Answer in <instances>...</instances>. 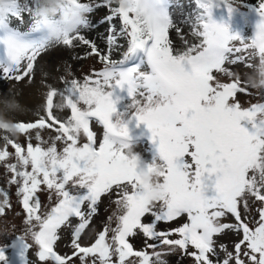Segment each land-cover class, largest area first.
Instances as JSON below:
<instances>
[{
    "label": "snow or ice",
    "instance_id": "obj_1",
    "mask_svg": "<svg viewBox=\"0 0 264 264\" xmlns=\"http://www.w3.org/2000/svg\"><path fill=\"white\" fill-rule=\"evenodd\" d=\"M65 2L85 13L94 11L84 0ZM112 2L102 0L108 6ZM117 3L100 21L109 24L105 52L80 34L82 27H89L87 19L77 31H65L62 39L55 38L69 47L82 43L89 55L97 56L104 65L83 83L76 79L66 82L59 92L63 102L55 107L70 109V116L61 120L55 115L53 98L58 93L52 89L39 119L15 123L19 134L28 136L29 141L35 130V139L41 143L33 146L29 142L25 149L3 137L0 162L11 173L9 184L17 185L28 227L10 244L0 245V264H31L28 252L33 244L28 243V237L38 246V260L45 264H74V257L80 264H133L132 257L138 264H166L162 253L150 255L134 249L129 238L138 234L154 241L149 248L166 245L182 250L193 264H220L213 259L218 257L215 238L226 231L241 235V239L234 245L235 254L219 245L225 253L222 264H264V103L241 107L236 98L246 94L247 88L225 67L226 62L242 61V56L229 57L248 48H255L264 61V44L256 48L255 37L231 32L225 23L212 18L214 6L223 3L231 14L240 0H195L199 12L193 35L200 42L175 53L169 39L172 0ZM23 11L32 14L30 32L10 27V18L22 21ZM255 12L264 22V0H259ZM47 23L31 8L22 7L20 0H0V75L12 78L15 73L18 81L31 76L37 58L53 43L44 29ZM31 33H40V37L32 39ZM122 37L127 38V49L122 59L113 60L111 51L120 46ZM236 41L241 47L232 46ZM144 65L150 70H142ZM217 73L232 77L231 82H220ZM118 93H126L128 100L123 111L117 108L122 99ZM81 103L86 107L81 108ZM93 120L103 126L98 146L90 128ZM133 121L137 127L146 125L151 133L155 146L151 163H142L133 151L136 140L129 128ZM45 129L56 133L47 148L41 146L40 132ZM81 136L87 142L81 144ZM56 141L63 142L62 151L57 150ZM9 145L15 150L14 164L7 162L13 155L7 150ZM145 171L159 177L155 198L143 181ZM41 191L49 192V200L53 193L56 197L55 205L44 213L40 211ZM105 195L116 197V227L105 226L94 242L82 246L81 234ZM0 196L3 215L10 201L7 191L0 190ZM250 199L261 204L255 227L242 215L249 210ZM229 214L236 223L221 222ZM146 215L152 217L149 222L143 221ZM185 215L187 222L182 225L157 230L160 223H172ZM71 218L79 220L71 231L72 253L61 255L54 246L59 230L71 225ZM173 235L179 238L172 239Z\"/></svg>",
    "mask_w": 264,
    "mask_h": 264
},
{
    "label": "rangeland",
    "instance_id": "obj_2",
    "mask_svg": "<svg viewBox=\"0 0 264 264\" xmlns=\"http://www.w3.org/2000/svg\"><path fill=\"white\" fill-rule=\"evenodd\" d=\"M90 0H84V2ZM255 0H240L241 11H245L248 6H251ZM98 4H95L94 11L91 13H85L86 19L89 21V27L81 28L80 34L84 35L86 38L94 42L98 48L105 52L107 46V36L109 24L107 22H100L106 14H110L106 5L101 4L97 8ZM199 12L198 6L195 4V0H172V5L170 7V15L173 19V27L169 30V39L172 41V46L174 53L177 51H183L192 44H198L200 38L193 35V25L195 24V16ZM32 17L23 16L22 21L16 18H10L9 24L15 30L21 32H30L32 25ZM248 24V19H246ZM114 23L119 29L120 20L116 18ZM244 34L245 38H250L248 33L250 31V26L245 27ZM179 29V32L177 31ZM231 32H235L229 27ZM40 34L35 35V38H39ZM187 41L185 44L184 42ZM119 47H114L111 51V59L120 60L123 57L124 51L127 49V38L122 37L118 41ZM233 47H241L238 41L233 42ZM235 56H242L244 59L235 64L227 63V67L231 72L238 75L242 81V86L247 88L246 94H238L236 100L241 104V107H250L254 103H264V89H252L245 84V81L250 73H252L254 66L259 63L261 57L255 48L245 49L241 53H234L230 55L229 60L235 58ZM246 65H252L251 68L246 67ZM131 66V65H129ZM104 67L100 59L95 55H89V49L87 46L80 42H74L72 47L65 46L63 44H50L43 53L37 58L34 65L33 73L30 77H26L22 80H16L14 78L15 73L12 78L4 77L0 75V115L5 117H10L12 113L16 110L15 105L18 101L21 105V111L13 114L14 122H35L39 119L40 115H43V109L46 105V97L50 90H57V96L53 98L54 113L61 120H66L70 116V109L68 108H58L55 105L61 104L62 97L59 92H62L66 86V82L76 79L78 82L83 83L86 76H91L95 71L102 70ZM145 70V67L142 68ZM217 79L220 82H231L232 77H229L223 73H217ZM122 99L118 102L117 108L123 111L128 100L126 99V93H118ZM81 108L86 107L82 103L79 105ZM90 128L96 133L97 146L99 142L103 139V126L95 122L94 120L90 122ZM130 135L136 140L133 146V151L137 154L142 163H151L155 153L150 150L155 146L151 142V133L147 129L146 125L140 124L136 126L135 121L130 125ZM43 143L42 147L47 148L53 143V139L56 135L55 131L51 129L41 130L40 132ZM8 136L14 142L21 144L23 147H27V143L31 142L33 146L37 143H41L35 139V130L31 132V140L24 134L11 135L2 130H0V147L4 146L3 137ZM86 137L81 136L80 143H85ZM56 147L58 151H62L64 144L62 141H56ZM154 146V147H153ZM150 149V150H149ZM13 155L7 161L8 163H16L14 152L15 150L8 146L7 149ZM28 170H31L30 167ZM11 179V173H9L5 167V163L0 162V190L7 191L9 195L10 207L6 208L3 215H0V245L10 244L11 241L19 235H23L26 228L28 227L24 220L26 218V213L22 208L20 203V197L17 195V185L9 184ZM39 199L41 201V213L50 210V207L54 206L56 203L55 194H52V199L49 200V192L41 191L38 193ZM115 196L109 197L108 195L102 196L101 201L98 203L97 212L93 215L89 227L81 234L80 243L82 246L89 245L94 242V239L100 231L104 229L105 226L111 228L116 227V215L119 214V209L114 202ZM0 199H3L0 196ZM250 207L247 212L242 211L246 222L249 223L250 227H255V220L259 219L258 209L261 207L259 201L250 199ZM109 217H112L109 220ZM152 219L150 215H146L143 218L144 222H149ZM79 222L78 218H71V225L63 226L59 230V240L54 246L55 251L61 255H70L72 253L71 246V231L72 227ZM187 222V217L182 216L172 223H160L157 230H166L170 228H175ZM222 223H236L232 215H226L221 219ZM7 233V235H5ZM112 234L109 233V237ZM172 239L179 238L176 235L171 237ZM216 247L218 252V257H214V260H219L222 264L225 258V253L220 250L219 245L224 244L227 250L234 252L235 243L239 242L241 235L233 232L226 231L224 234L217 236ZM129 242L133 245L135 250L146 251L150 255L153 251L162 253L161 259H163L166 264H193V259L186 255L182 250L176 248L171 249L169 246L160 245L155 249L147 247V245L154 243V241L147 239L143 235H136L129 238ZM28 243L33 244V247L28 252L29 260L31 264H45V262H40L36 253L38 252V246L34 244L30 237H28ZM158 243V242H156ZM192 249L190 248L189 251ZM8 254L11 255L12 251L9 249ZM247 260L246 257H242ZM74 264H80L78 258H73ZM116 258L113 257V260ZM133 264H138L137 258H130ZM155 260V257H152ZM15 264V262H14ZM90 264V261H89Z\"/></svg>",
    "mask_w": 264,
    "mask_h": 264
},
{
    "label": "clouds",
    "instance_id": "obj_3",
    "mask_svg": "<svg viewBox=\"0 0 264 264\" xmlns=\"http://www.w3.org/2000/svg\"><path fill=\"white\" fill-rule=\"evenodd\" d=\"M34 12L39 19H46L48 23L44 26L46 32L53 37V43L59 44L56 37L63 38L65 31L73 33L80 29L83 21L86 19L85 12L76 5H69L65 0H35ZM255 37L254 46L258 48L264 44V22L257 20L253 26V35ZM245 84L252 89H264V61L260 59L259 63L254 66L245 81ZM16 110L10 117L0 115V130L11 134L18 135L19 132L15 128L13 114L20 112L21 105L16 102ZM143 181L150 187V195L155 198L158 194L159 177L155 172H144Z\"/></svg>",
    "mask_w": 264,
    "mask_h": 264
},
{
    "label": "trees",
    "instance_id": "obj_4",
    "mask_svg": "<svg viewBox=\"0 0 264 264\" xmlns=\"http://www.w3.org/2000/svg\"><path fill=\"white\" fill-rule=\"evenodd\" d=\"M86 3H89L93 7L95 6V4H103L102 0H90V1H86ZM258 3H259V0H255V2L253 3V6L251 8L247 7L245 11H251L255 9L256 4ZM20 4L22 7L26 5L27 7L31 8L34 11L35 0H20ZM106 6L108 8V11H110L111 7L118 6L117 0H113L110 6L108 5ZM225 7L226 6L223 3H220L219 6H214L212 9V18L215 19V17L218 18L219 16H229L228 19H229V23L231 24L232 28L236 30L238 29L240 33H242L244 30L243 24L245 20V12L241 11L240 8L235 7L233 12L229 14L228 10H225ZM23 16L32 17V14L28 11H23L22 17Z\"/></svg>",
    "mask_w": 264,
    "mask_h": 264
}]
</instances>
